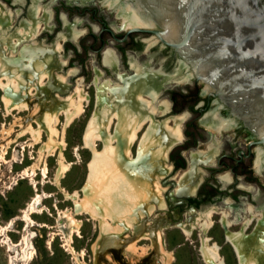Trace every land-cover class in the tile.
Masks as SVG:
<instances>
[{
	"label": "bare ground",
	"instance_id": "obj_1",
	"mask_svg": "<svg viewBox=\"0 0 264 264\" xmlns=\"http://www.w3.org/2000/svg\"><path fill=\"white\" fill-rule=\"evenodd\" d=\"M71 1L86 4L94 0ZM135 1L137 9H133L127 3L121 4L119 0L105 1L106 6L111 10L120 4L116 14L119 20L118 30L130 32L135 28L153 26L152 19L139 2ZM162 25L166 30L167 38L174 41L180 39L182 33L166 21ZM6 28L4 16L0 13V91L3 92L5 116H14L16 111L19 112L18 116L14 117V124L9 129L4 127L2 130L3 136H7L6 140H9L8 146L3 148V154L6 148H10L14 143L11 137L15 133L16 126L21 127L17 138L28 134L32 137L31 148H35L40 143L44 131L50 136V141L39 152L37 163L25 170L22 178H28L30 173L33 177L36 176L40 162V169L44 178H47L48 167L44 160L47 156H58L59 175L54 185L60 194H64L67 201L74 202V208L59 211L56 227L65 239V248L77 264H86L84 252H77L73 247V237L77 234L81 236L83 226V222L77 217L84 215H87L91 221L99 222L100 238L111 236L117 239L125 233L130 234L129 239H125L127 242L124 252L138 261L156 249L157 261L154 264H173L175 256L165 248L163 241L165 230L173 226L179 228L187 238H190L195 231H200L202 236L199 252L206 263L225 264L219 244L206 235L214 228V218L217 214L221 215L219 223L226 228L228 243L235 249L238 263L264 264V209L255 212L249 207L250 216L244 220L240 232L231 231L233 222L229 221V214L217 207H208L204 211L191 209L187 218L175 225L168 221L167 217L164 218L159 213L156 215V212L163 211L167 207L165 193L168 189L162 185V182L171 173L172 167L168 165V155L182 139L184 116H175L162 122L154 119L156 114L163 116L170 110V102L166 100L158 103L157 107L154 106L157 96L163 93L164 84L170 80L167 77L162 79V75L157 73H142L136 67L135 61H131L132 69L135 71L131 77L118 75L121 85L106 80L101 82L100 71L96 76L94 75L95 107L83 134L84 149L91 152L88 175L79 190L73 193L67 192L60 184V179L69 170L63 154L66 147L65 130L86 113L91 97L81 88V81L75 91L64 99L61 100L58 93L57 97L51 96V93H56L53 92V87L45 88L52 81V72L61 71L66 65V61L61 60L59 55L62 50L61 45L57 43L45 47L32 41V37L38 32L34 25L23 26L20 30L22 33H16V40L6 38ZM65 28V33L60 35L62 38H76L74 25L65 23ZM103 61L105 65L117 71V59L113 51H105ZM181 64H186L189 69L185 61ZM70 73L75 74L74 71ZM188 77L186 79L184 77L183 81ZM64 80L62 78L56 81L63 85L66 83ZM206 87V89L210 88L209 85ZM41 88L45 89L42 93L43 106L39 105L40 103L33 105L32 99L37 98ZM1 112L0 107V114ZM25 112H30L32 117L23 122L19 116ZM63 117L65 124L60 132L57 127ZM35 121L39 124L37 130L32 126ZM221 123L216 110L207 114L202 121L203 125L215 131L219 130ZM146 126L148 127L145 130ZM102 144L103 149L100 151L99 147ZM217 152L218 142L214 140L208 146L207 152L199 151L188 155L189 168L185 172L189 173L178 183L174 193L176 192L180 197L193 196L203 176L198 166L212 164ZM3 154H0V161L4 160ZM256 165L258 171L264 169V153L259 152ZM180 176L176 175L175 178ZM223 178L228 181V177ZM174 201L177 202L176 198ZM40 202L41 197L37 195L29 203V207L27 206L23 221L27 222L28 226L33 222L31 215L38 213ZM154 215L152 220L148 219ZM162 220L164 223L161 222ZM254 223H256L254 231L247 234L246 231ZM29 240L30 237H25L22 242L26 245L25 260L34 257L32 251L34 248L32 249ZM143 241H150L151 245H140Z\"/></svg>",
	"mask_w": 264,
	"mask_h": 264
},
{
	"label": "rangeland",
	"instance_id": "obj_2",
	"mask_svg": "<svg viewBox=\"0 0 264 264\" xmlns=\"http://www.w3.org/2000/svg\"><path fill=\"white\" fill-rule=\"evenodd\" d=\"M52 1L44 0V4ZM126 1L122 0L121 4L127 3ZM26 2L30 4V0H26ZM127 4L133 9H137L136 6H132L134 5L132 0ZM119 6L120 4L116 10H110L109 7L104 5V0H96L84 6L68 5L66 0H57L53 6L57 14L53 24L55 23L58 26V31L61 30L59 15L67 13L72 21L75 19L84 21V25L78 28V31L83 30L85 33L77 41H68L65 46L64 55L70 61L72 68L67 65L61 71L52 72V81L45 89L53 87V92L56 93H51V96L57 97L56 94L58 93L59 98L62 100L69 93H73L79 81H81V88L91 97L90 105L86 107V113L80 119L71 123L65 130L66 147L63 154L66 164L69 165V170L60 179V184L67 192L73 193L82 187L88 175V163L91 159V152L84 149L83 134L92 118L95 107L93 81L96 73L100 70L97 61L102 58L105 51L111 50L118 55L122 70L127 74L129 73L127 72L129 61L131 58H135L141 63L151 62L153 67L156 68L155 73L162 69L165 73L164 75H167L166 77L171 76L174 78L178 76L171 79L163 88L164 97L171 102V107H173L172 98H176L177 94L186 96L183 100L177 97L175 109L184 108V111L190 114L189 121L184 124V132L188 145L192 147L181 152L186 168L176 170L175 174L163 181L162 185L168 189L165 193L167 207L163 211L156 212V215L159 213L162 217H167V220L175 225L187 218V214L192 208L198 209L197 211H204L208 207H217L218 209L223 207L226 209L229 206L226 203L227 199H230L231 204L236 207L233 209V215L242 213L248 203L257 206L258 201L256 202L255 198H258L259 201L264 200V174L263 176H258L255 170L252 169L251 178L255 180L254 182H249L246 177H239L232 185H225L217 179L218 174L227 171L231 172L228 167L222 168L218 165L219 158H222L221 163L225 162L232 166L234 161L238 159L241 161L242 166H251L253 168V165H250V159L246 155L249 153L251 142L258 139V136L254 133L250 134L249 129V131L244 130L237 121L233 128L218 135L220 152L216 156L217 163L214 166H200L205 171L202 184L205 185L206 190H213L215 192L214 196L205 198L197 194L193 197L184 198L179 197L176 192L174 193V190L178 188V183L185 179L187 173H189L184 171L188 168L186 154L199 149L206 151L211 141L212 134L205 130L201 124V118H198L200 113L204 117L207 113L220 106L219 113L221 117L231 121H234L236 117L219 96L214 95L217 91H213L209 86V90L205 92L207 84L196 77L191 66L188 65L189 72L183 71L187 69V66L181 64L180 67L179 63L183 61L180 56L173 49L162 44L154 35L139 32L132 33L133 31L119 32L120 30L117 29L119 20H116ZM103 21L108 24L109 29L117 37L104 36L106 40L104 48L101 52H97L96 50L102 42L101 39L97 40V38L103 33L100 27V23ZM153 28L158 29L157 27ZM123 36L124 39H121ZM54 38L55 35L50 36L48 41H52ZM151 39H154V45H150ZM71 71H74L75 74L72 75ZM179 71L182 73L178 74ZM189 73L193 74L192 79L187 82L183 81L182 77ZM62 78L66 81L63 85L56 81ZM105 80L113 84H120L113 76L101 77V82H105ZM45 89L41 88L39 93L36 92L37 98L32 99L33 105L40 103L39 105L43 106L42 93ZM209 95L211 100L210 104L207 105L206 100ZM0 107L2 109L0 114V154H3V148L8 146L9 140H6L7 136H3L2 130L4 127L9 129L14 124V117L18 116L19 112L16 111L14 116H5L2 91H0ZM19 117L25 122L26 119H30L32 116H30V112H25ZM196 118L197 120H195ZM64 124L65 118L63 117L57 127L60 132H62ZM32 126L37 130L39 124L35 121ZM14 129L15 133L11 137L14 143L10 148H6L3 154L4 160L0 161V264H77L65 248V239L56 227L59 211L74 208V202L67 201L64 194H60L54 185L59 175L58 156L53 155L45 158L44 163L48 167L47 178H44L43 171L40 169L41 162L39 163V170L36 176L33 177L32 173H30L31 175L28 178H22V173L37 163L39 152L50 141V136L44 131L40 143L35 148H31L32 137L28 134L17 138L21 127L16 126ZM259 147L264 150L263 145H255L250 149L253 153V161L256 158ZM178 148H181V146ZM99 149L100 151L103 149V144ZM239 153H241V156H239ZM176 158L177 153L171 157V163H174ZM178 172H182L181 176L175 178ZM239 184L252 185L254 189L252 192H242L237 189ZM37 195L41 197V202L38 205L39 211L37 214L31 215L33 222L28 226V223L23 221L24 212ZM174 198H176L177 202L174 201ZM154 217L155 215L148 219L152 220ZM13 218L14 222L11 221L13 222L11 225L9 221ZM77 218L83 222V226L81 228V236L77 234L73 237V247L77 252H84L86 264L156 263V249L150 251V255L139 261L127 256L124 252V246L127 242L125 239L128 240L130 234L125 233L117 239L111 236L101 237V239L99 222L91 221L87 215L78 216ZM214 220L216 222L214 228L206 235H209L219 244L225 264H239L234 250L225 241L224 230L219 224L220 217L215 216ZM161 222L164 223V220ZM238 230L239 227L236 226L231 231L237 232ZM201 236L202 234L198 230L190 238H187L179 228L173 226L167 228L164 232L163 241L165 248L173 252L175 256L173 264H204L199 252ZM25 237H30L31 247L32 249L34 248L32 250L34 257L31 260L24 259L26 245H23L22 242ZM51 239L52 242H50ZM144 244L151 245V242L143 241L140 243L142 246H145Z\"/></svg>",
	"mask_w": 264,
	"mask_h": 264
},
{
	"label": "water",
	"instance_id": "obj_3",
	"mask_svg": "<svg viewBox=\"0 0 264 264\" xmlns=\"http://www.w3.org/2000/svg\"><path fill=\"white\" fill-rule=\"evenodd\" d=\"M137 1L153 26L132 31L152 32L173 49L264 146V0ZM164 21L179 40L166 37Z\"/></svg>",
	"mask_w": 264,
	"mask_h": 264
},
{
	"label": "flooded vegetation",
	"instance_id": "obj_4",
	"mask_svg": "<svg viewBox=\"0 0 264 264\" xmlns=\"http://www.w3.org/2000/svg\"><path fill=\"white\" fill-rule=\"evenodd\" d=\"M56 1L57 0H53L52 2H50L48 4H44V0H30V2H29L30 4H27L26 0H0V13L4 16V23H5L6 27H7L6 28V31H5V36H7L6 38H13L14 40H16L15 35H16V33L17 34H21L22 33V32H20V30H21V28H23V26H32V25H34L35 26V29H37L38 32L36 33V35L34 37H32L31 40L34 41V42H36V43H40L41 45H44L45 47H50L53 44H57V43L60 44L62 50H61V52H60L59 55L61 57V60L66 61V65L64 66V68L67 65L70 68H72L70 66V61L64 55L65 46L68 43V41H77L80 37L83 36V34H84L85 31L82 32L83 31L82 30V31H79L80 32L79 33L78 32V28H80V27H82L84 25V21L82 22V21H79L78 19H75V20H77L79 22H77L75 20H73L74 21L73 22L70 19L69 14H67V13H61L59 15V20L61 21V30L58 31L57 30L58 29V26L55 23L53 24V22L55 20V16L57 15L55 9L53 8V6L56 3ZM95 1L96 0H94L93 2H95ZM105 1L106 0H104V5L106 6ZM66 2H67L68 5H79V6H84V5H88L90 3H93V2H89V3H86V4H81V3H79V2L77 3L75 1L72 2L71 0H66ZM119 2L121 3L122 0H119ZM126 2L128 3V1H126ZM117 6H115V8H113L112 10H116L117 9ZM106 7H108V6H106ZM40 18H41V20H40ZM116 20H117V18H116ZM7 23H8V25H7ZM65 23L66 24L68 23V24L74 25V34L77 35L76 38H66L65 39V38H62L60 36L61 33L64 34L65 31H66ZM100 27L103 30V33L97 38V40H100V39L102 40L101 45H100L99 48L102 47V49H103L104 48L103 44H105V41H106L105 40V37L108 36L110 38H115L117 36H115L114 33L109 29L108 24L106 22H104V21L101 22L100 23ZM143 28L149 29L146 26L143 27ZM150 29H153V28H150ZM119 32H129V31H121L120 30ZM132 33H134V32H132ZM139 33H149V34L154 35L152 32H139ZM49 35L50 36L55 35V38L52 39V41H48L49 40V37H50ZM154 37H156V36L154 35ZM121 39H124V36ZM154 39H151L150 40V45H154V43H155ZM102 49L100 51H97V50L96 51L97 52H101ZM114 54H115L116 59H117V71H114L112 68H110L109 66H107V65H105L103 63L104 62L103 61V56H102V58L99 61H97V64L99 65V68H100L99 71L102 73V77L103 76L104 77L113 76L121 84V81L119 80L118 75H126V76H130L131 75L132 76V74H134V72H135L134 69H132L131 61H135L136 67L142 73H149V72L150 73H155L156 68L153 67V65H152L151 62H143V63H141L137 59L131 58L130 61H129V64H128V71H127V72L130 73V75H129V73L127 74L126 72H123L120 58L118 57V55L115 52H114ZM181 62L182 61H180L179 65H181ZM183 71L189 72L188 67H187V69H185ZM180 73H182V72L179 71L178 74H180ZM157 74L162 75V77H161L162 79L167 76V75H164L165 73H164V71L162 69H160V71L157 72ZM187 77H188V79L185 80V82L190 81L192 79V77H193V74L192 73L191 74L189 73V74H187V76L184 75L182 77V79L183 78L186 79ZM167 78H168V80H171L172 79L171 76H169ZM166 84L167 83L164 84V87H165ZM208 90L209 89H206V91H208ZM177 95H178L177 97L181 98L182 100L184 98H186V96H182L181 94H177ZM177 97L176 98H172V102H173V107L174 108L171 107V102L164 97V93H162L161 95H158L157 96V101L154 104V106L157 107L158 103H160V102H162L164 100L170 102L169 103L170 104V110H169V112L167 114H165L163 116L162 115L160 116V115L156 114L154 116V119H156L158 122H162V121H164L166 119H171L172 117H175V116H180V115H183L184 116V121L182 123V130H181L182 139L180 140V143H178L176 146H174L170 150L169 155H168V165L170 167H172V170H171V173L167 177L175 174V171L178 170V169H184V168H186V163L184 161V158H182L183 156L181 157V152H184V151H186V150H188L189 148L192 147V146L188 145V141L186 140V134L184 132V124L187 121H189L190 114L188 112L184 111V108H182L180 110L175 109V105L177 104ZM210 100H211V96L209 95V97L206 100L207 105L210 104ZM213 110H216L218 118L222 121V123L220 124V127H219V130L218 131L217 130L216 131L215 130H211L207 126H205V125L202 124V121L205 119L206 115L209 114L210 112H212ZM213 110L210 111L209 113H207L204 117H202L203 114L200 113V115L198 117V118H201V124L205 128V130L207 132H210L212 134L211 135V141L209 142L208 146L210 144H212L214 142V140H217V142H218V152L214 156V162L212 164H200L198 166L199 169L203 173L202 180H203V177L205 175V171L202 168H200V166H203V165L214 166L217 163L216 156L220 152V141H219L218 135L221 134L223 131H227V130L233 128L235 126V122L236 121L238 123H240V126L244 130H246V131H249L250 130L248 127H246L244 125V123L241 120H239L237 118L234 121H231V120H228V119L226 120L223 117H221L220 116V113H219L220 112L219 111L220 110V106L218 108L213 109ZM195 120H197V118ZM147 127L148 126H146V128ZM249 132H251L250 134L253 133L251 130ZM255 145H260V144H258V139H255V140H253L251 142V144L249 146V153L246 155V157L250 159V165H253V168H251V166H242L241 161L238 160V159H236L234 161V164L232 166L231 164H226L225 162L221 163V159L222 158H219V160H218L219 164L218 165L220 167H222V168L223 167H228L231 170L232 173L229 172V171H227L225 173L218 174L217 175V179L221 183H224L225 185H232L233 183L236 182V180H238L239 177H246L249 182H254L255 180H253L251 178V171H252V169L255 170V172H256V174L258 176H263L264 169L262 171H258L257 170L256 161H257V157H258L259 152L264 153V150L261 147H259L257 149L256 158L253 161V153L251 152L250 149L252 148V146H255ZM179 146H181V148H178ZM208 146H207L206 152L208 151ZM175 151L177 153V158H176V160H174V163H171V157L173 156V154H176ZM199 151L201 152V151H205V150L199 149L197 151H191V152L187 153L186 156H188V155H190L192 153L199 152ZM239 156H241V153H239ZM187 160H188V168H189V159H188V157H187ZM181 164H184V167H180ZM188 168L186 170H184V171H187ZM181 173L182 172H180V173L178 172L177 175H181ZM213 174H214V172H213ZM223 177H228V181L227 180H224ZM202 180H201L199 186L197 187L196 192H195V194L193 196L199 194L200 196H203L205 198H211V197H213L215 192H213V190H210V191L209 190H206L205 189V185L202 184ZM238 186H239V188H237V189L240 190V191H242V192H246V191L247 192L248 191H251L252 192L253 189H254V187L252 185L239 184ZM193 196H182V197L186 198V197H193ZM255 201L256 202L258 201L257 202V204H258L257 206H254V205L248 203L245 206V208L242 211V213H237L236 215H233V209L236 208V207L231 204V200L230 199H227V202L226 203L229 206L226 209L223 208V207H221L223 209H220V210H222V211L224 210L225 212H227L229 214L228 215L229 216L228 219H229V221L233 222V225L231 226V230L233 228H235L236 226L239 227V230L237 232H240L242 230V227H243V224H244V220L250 216V214L248 212V208L249 207H252L255 212H259V211H261V210L264 209V200L259 201L258 198H255ZM192 209L195 210V211L198 210V209H195V208H192ZM216 216H219L220 219H221V215L220 214H217ZM219 222H220V220H219ZM221 227L224 230V237L225 236L227 237L226 228L223 227L222 225H221ZM255 227H256V223L252 224V226L247 230V234H251L254 231ZM225 241H226L227 244H229L232 247V249L234 250V252L236 254V258L238 260L237 253H236L235 249L233 248V246L230 243H228V240H226V238H225ZM212 243H214V242H212Z\"/></svg>",
	"mask_w": 264,
	"mask_h": 264
},
{
	"label": "trees",
	"instance_id": "obj_5",
	"mask_svg": "<svg viewBox=\"0 0 264 264\" xmlns=\"http://www.w3.org/2000/svg\"><path fill=\"white\" fill-rule=\"evenodd\" d=\"M103 46H104V44H103ZM101 49H102V47L101 48H98L97 51H100ZM180 167H184V164H181Z\"/></svg>",
	"mask_w": 264,
	"mask_h": 264
}]
</instances>
